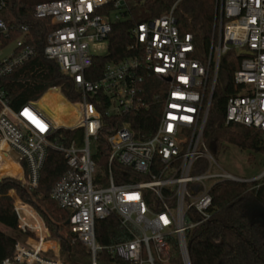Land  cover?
Returning <instances> with one entry per match:
<instances>
[{"label": "built area", "instance_id": "obj_1", "mask_svg": "<svg viewBox=\"0 0 264 264\" xmlns=\"http://www.w3.org/2000/svg\"><path fill=\"white\" fill-rule=\"evenodd\" d=\"M215 1L206 60L194 57L192 35L179 33L171 8L135 25L129 55L107 62L94 81L86 73L93 57L103 56L95 52L104 45L107 52L111 24L127 10L125 2L55 0L32 9L35 20L49 19L54 26L45 37L43 55L72 79L79 99L67 105L76 123L52 121L38 101L13 109L0 88V171L11 163L17 167L16 175L0 173V180L12 177L34 189L47 150L62 153L68 171L50 197L68 212V226L88 252V264H98V253L126 264H191L189 233L210 220L211 189L220 182H251L264 176L263 171L257 179L243 180L223 171L209 173L218 167L203 141V130L219 59L231 48L244 57L233 73L240 92L227 98L225 122L264 134V0ZM109 5L112 9L106 10ZM6 6L7 0H0V11ZM28 31L27 26L0 21V79L35 55ZM14 32L19 37L9 42ZM8 47L12 48L4 56ZM145 112L152 117L150 129L139 118ZM123 116L137 122V131L129 120L106 136L108 155L98 175L95 150L102 118ZM59 129L78 130L80 137L65 146L55 138ZM208 180L215 182L208 186ZM25 206L28 216L13 209L17 229L33 239L15 242L0 264H68L42 219ZM112 215L129 239L99 245L95 223Z\"/></svg>", "mask_w": 264, "mask_h": 264}, {"label": "trees", "instance_id": "obj_2", "mask_svg": "<svg viewBox=\"0 0 264 264\" xmlns=\"http://www.w3.org/2000/svg\"><path fill=\"white\" fill-rule=\"evenodd\" d=\"M49 1L55 0H7L6 8L0 11V21L5 25L28 27L27 42L35 50V55L30 60L0 79V88L9 107L13 109L30 101H38L44 94L56 96L59 92L68 102H76L79 99L72 79L60 72L56 62L47 60L43 55L45 37L54 26L50 24L49 19L35 20L32 17V9L37 3ZM123 1L127 10L121 13L120 20L111 24L107 52L103 56L93 57L91 68L86 73L88 80L98 79L107 62H117L129 55V47L132 45L130 31L135 25L159 17L171 8L179 33L192 35L194 57L206 60L213 35L215 0ZM111 9L112 5L106 8ZM18 37L19 34L14 32L9 42ZM243 57V54L231 48L219 59L217 78L203 130V141L214 148L213 155L227 144L264 155L262 132L225 122L226 100L240 92V86L235 85L233 81V73L239 68ZM52 88L58 92L50 90ZM139 118L146 128L154 126L149 112L140 114ZM129 120L137 131V122L133 121V118L131 120V117L102 118V129L96 143V158L105 160L108 155L106 136L122 122ZM56 122L60 123L58 119ZM74 137L79 138L80 131L59 129L55 134L56 140L65 146ZM67 171L62 153L48 149L38 185L34 189H26L10 178L1 179L0 224L17 235L22 234L17 229V216L7 197L8 191L14 190L22 202L31 205L39 214L50 237L59 243L60 255L64 261L68 264H86L83 260L88 258V252L66 225L68 212L59 208L50 197L53 186ZM0 173L16 175L17 167L12 163L8 164ZM210 195V220L193 228L189 233L188 252L191 264H264V176L251 182L217 183L211 189ZM14 204L19 213L27 216L31 214L19 201ZM95 236L99 245L129 239L114 215L95 223ZM14 243V236L0 231V261L11 255ZM99 258L108 263L126 264L103 253H98Z\"/></svg>", "mask_w": 264, "mask_h": 264}, {"label": "rangeland", "instance_id": "obj_3", "mask_svg": "<svg viewBox=\"0 0 264 264\" xmlns=\"http://www.w3.org/2000/svg\"><path fill=\"white\" fill-rule=\"evenodd\" d=\"M11 48L12 47L5 48L2 51V54L4 56L8 55L9 50ZM95 53L99 55H105L106 53L105 45L102 48V50H98ZM45 95L47 94H44L38 100L37 106L52 121L56 122V120L58 119L60 123L62 122V123H66L69 125H73L76 123V117L74 116V110L72 109L71 106L66 104V100L63 99L60 93H58L56 96H51V95L45 96ZM213 156H214V159H215V162L218 168L213 167L209 172L210 174H216V173L223 171L225 173H228L230 175H233L243 180H252V179L259 177L264 171V155L261 153H252L251 151H248V150H240L232 145L227 144L224 147L219 148L216 154H214ZM251 157H253V159H251ZM99 160H100V167L97 171V174L101 175L102 172L100 169L101 167H103V159L99 158ZM4 178H8V177L6 176ZM10 179L15 180L12 177ZM15 181L20 183L18 180H15ZM214 182L215 180H208L207 185L211 186ZM7 197L10 199L13 209L15 207L14 202L19 201L20 203L31 207L32 210L36 212V210L31 205L22 202L18 198L14 190L8 191ZM0 204H2L1 201H0ZM36 214L39 216L37 212ZM0 231L14 236L15 242L25 243L29 239L30 241L33 239V237H29L27 235L24 236L23 233L17 235L11 232L6 227H4L3 224H0ZM83 262L88 264L89 262L88 258L84 259ZM97 263L98 264H120V263H108L103 258H99L97 260Z\"/></svg>", "mask_w": 264, "mask_h": 264}, {"label": "water", "instance_id": "obj_4", "mask_svg": "<svg viewBox=\"0 0 264 264\" xmlns=\"http://www.w3.org/2000/svg\"><path fill=\"white\" fill-rule=\"evenodd\" d=\"M210 149H211V152L212 153H214V148L211 146L210 147ZM14 156V155H13ZM15 158H16V156H14ZM262 175V174H261ZM261 175L259 176V177H261ZM259 177H257V178H259ZM257 178H255V179H257ZM246 182V181H245ZM66 225H68V222H66Z\"/></svg>", "mask_w": 264, "mask_h": 264}, {"label": "crops", "instance_id": "obj_5", "mask_svg": "<svg viewBox=\"0 0 264 264\" xmlns=\"http://www.w3.org/2000/svg\"><path fill=\"white\" fill-rule=\"evenodd\" d=\"M50 91V90H49ZM58 92V91H57ZM59 93V92H58ZM62 96V95H61ZM63 97V96H62ZM63 99H64V97H63ZM66 104H67V101H66ZM2 205V204H1Z\"/></svg>", "mask_w": 264, "mask_h": 264}]
</instances>
